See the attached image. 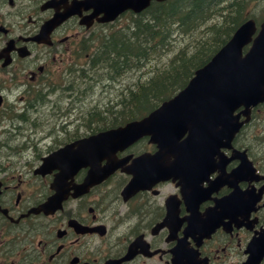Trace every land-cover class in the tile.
<instances>
[{
  "label": "flooded vegetation",
  "instance_id": "1",
  "mask_svg": "<svg viewBox=\"0 0 264 264\" xmlns=\"http://www.w3.org/2000/svg\"><path fill=\"white\" fill-rule=\"evenodd\" d=\"M243 1L256 24L264 21V0ZM84 2L0 0V264H264V100L210 162L179 165L156 182L148 170L169 165H121L88 188L82 167L65 179L60 204L38 209L56 192L42 154L121 111L113 97L81 106L107 25ZM104 81L99 74L94 83L102 95ZM73 90V99L59 94ZM58 118L67 124L57 133L43 130ZM147 139L139 142L154 150ZM234 149L250 165H239ZM128 168L142 169V186L125 192Z\"/></svg>",
  "mask_w": 264,
  "mask_h": 264
},
{
  "label": "trees",
  "instance_id": "2",
  "mask_svg": "<svg viewBox=\"0 0 264 264\" xmlns=\"http://www.w3.org/2000/svg\"><path fill=\"white\" fill-rule=\"evenodd\" d=\"M218 1L158 2L144 13L130 15L128 23L111 31V35L102 42V50L95 63L100 69L99 74L105 72L107 78H112L121 72L145 66L151 59H155V63L152 65L151 74L134 84L127 83L125 88L117 91L116 97L122 103L121 111H110L112 117H103L101 122L111 123L121 117L136 115L182 86L193 69L202 64L226 40L243 12V0L230 4L224 1L226 10L222 14L221 7V17L207 26L209 35L192 38V34L207 18L214 11L217 12ZM180 36L183 41H180ZM169 50H173V54L164 57Z\"/></svg>",
  "mask_w": 264,
  "mask_h": 264
},
{
  "label": "water",
  "instance_id": "3",
  "mask_svg": "<svg viewBox=\"0 0 264 264\" xmlns=\"http://www.w3.org/2000/svg\"><path fill=\"white\" fill-rule=\"evenodd\" d=\"M101 3L105 5L102 9L104 15L106 14L104 18L110 19L126 7H131L135 11L140 10L148 4V0H101ZM250 30L251 25H243L221 50L202 67L195 70L194 76L178 93V96L167 101L169 104L167 108L175 109L173 112L176 119L184 117L179 108H189L193 112V120H197V116L201 117V110L220 111L225 105L232 109L240 102H253L258 97L260 91L258 84L260 78L264 79V35L256 38L250 51L242 57L241 46L248 40ZM162 107L155 110L156 115L150 116L149 120L157 118ZM204 118L207 119L206 116ZM129 127L130 123H127L116 130L102 132L100 136L106 137L104 140L108 141L114 137L115 132L122 131L118 138L126 144L132 140L129 129H134V127ZM231 130H233L232 127ZM114 150L107 151L106 154ZM55 157L48 156L47 163L52 162ZM118 162V159L110 155L106 165H118Z\"/></svg>",
  "mask_w": 264,
  "mask_h": 264
},
{
  "label": "rangeland",
  "instance_id": "4",
  "mask_svg": "<svg viewBox=\"0 0 264 264\" xmlns=\"http://www.w3.org/2000/svg\"><path fill=\"white\" fill-rule=\"evenodd\" d=\"M216 19L215 17L213 16H210L207 18L206 22L204 24H202L195 33L192 34V38L194 36H206V35H209V30H207V26L209 24H211L213 22V20ZM125 21V19L123 18H120L114 25L113 27L115 26H120L123 24V22ZM180 41H183L184 39H182V37L180 36L179 37ZM173 54V50H169L166 52L165 56L164 57H168L170 55ZM155 63V59H151L149 61L146 62V65L145 66H142V67H138L137 69H134L132 71H124V72H121L119 74H116L117 76L115 77H112V78H107L106 77V74L104 75L105 72H103L101 74V76H104L105 78V81L104 83H106V89H105V94H103L104 91L100 90V89H92L93 94H91V99L89 98V96H86L84 101L85 103L81 106H86V107H89L90 109V104L93 103V102H96L95 100H93L94 98H99V97H109V98H115L117 96V91L120 90V89H123V87L125 88L127 83H136V80L139 78V79H144L145 76L142 75L140 76V73L142 74V72L144 71H148V75L150 74V70L152 69V64ZM111 74L113 75V72H111ZM140 76V77H139ZM110 79V80H109ZM110 85V86H108ZM109 89V90H108ZM110 91V92H108ZM59 94H62V95H65V93H61V91H59ZM75 95V94H73ZM106 95V96H105ZM77 115L81 116L82 114L81 113H78V112H75ZM78 122H76L77 124ZM28 127H31L29 125V123L26 124V129H28ZM46 129H53L54 133H57V128H55V124H53V121L47 119L46 122L43 123V130H46ZM56 129V130H55ZM31 130V129H30ZM32 130H39V128H36L34 129V127L32 128Z\"/></svg>",
  "mask_w": 264,
  "mask_h": 264
},
{
  "label": "bare ground",
  "instance_id": "5",
  "mask_svg": "<svg viewBox=\"0 0 264 264\" xmlns=\"http://www.w3.org/2000/svg\"><path fill=\"white\" fill-rule=\"evenodd\" d=\"M144 35V34H143ZM151 50V49H150ZM137 56V55H136ZM116 59V58H115ZM112 60V59H111ZM110 60V61H111ZM117 61V60H116ZM90 62V61H89ZM122 62V61H121ZM118 63H119V61H118ZM130 65V64H129ZM128 68V67H127ZM114 69V68H113ZM153 69V68H152ZM152 69L149 71L150 72V74L152 73ZM100 70V69H99ZM101 75V74H100ZM103 75V74H102ZM104 75H105V73H104ZM142 75H144V76H147L148 75V71H144V72H142V74L140 73V76H142ZM111 76V75H110ZM109 77V76H108ZM79 78V77H78ZM105 79V78H104ZM110 80V79H109ZM139 80V78L136 80V82ZM105 84V83H104ZM107 85V84H106ZM105 86V85H104ZM108 86H110V85H108ZM109 90V89H108ZM104 91V90H103ZM108 92H110V91H108ZM104 98V97H103ZM109 98V97H108ZM115 98H117V97H115ZM96 101V100H95ZM101 101V100H100ZM108 101H109V99H108ZM120 102V101H119ZM114 103V102H113ZM118 103V102H117ZM129 103V102H128ZM73 104V103H72ZM98 104V103H97ZM122 104V103H121ZM58 105V104H57ZM103 105V104H102ZM95 107V106H94ZM99 107V106H98ZM125 107V106H124ZM65 109V108H64ZM109 109V108H108ZM121 109V108H120ZM128 109V108H127ZM102 110V109H101ZM105 110H107V109H105ZM113 110V109H112ZM108 111V110H107ZM91 112V111H90ZM99 112V111H98ZM98 112H97V114H98ZM112 112V111H111ZM93 113V112H92ZM109 113V112H108ZM58 115V114H57ZM92 115H94V114H92ZM53 116V115H52ZM102 116V115H101ZM109 116V115H108ZM114 116V115H113ZM116 116V115H115ZM106 117V116H105ZM113 120V119H112Z\"/></svg>",
  "mask_w": 264,
  "mask_h": 264
}]
</instances>
